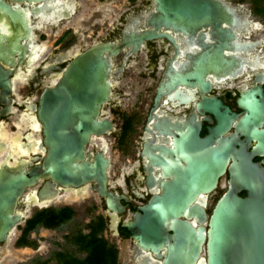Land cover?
Segmentation results:
<instances>
[{
    "label": "flooded vegetation",
    "instance_id": "1",
    "mask_svg": "<svg viewBox=\"0 0 264 264\" xmlns=\"http://www.w3.org/2000/svg\"><path fill=\"white\" fill-rule=\"evenodd\" d=\"M221 1L233 9L235 19L233 26L222 23L223 28L232 27L235 34V49L225 50V54L240 59L233 74L209 71L204 79L209 88L199 81L173 77L196 68L192 56L203 51V41L216 42L211 25L197 33L160 29L176 39L179 51L162 37L144 42L137 51L125 46L112 57L111 95L99 117L110 120L112 128L91 137L86 159L93 160L100 153L109 158L107 189L118 196L122 210L109 209L106 199L95 191L94 181L76 188L58 184V198L42 205L38 194L49 179L43 178L27 187L18 200L16 210L26 217L8 240L0 242V264L18 258L16 245L32 248L21 239L36 227L45 226L43 221L28 230L39 214L46 213L48 217L49 211L56 210L64 215L70 209L73 217L85 211L92 215L99 207L101 211L93 214L84 235L92 234L103 222V231L114 238L99 233L97 236L115 253V264H139L145 258L160 260L156 253L138 245L125 224L131 223L153 197L164 193L163 183L187 177L185 173L193 160L185 155L183 147L195 128L201 138H211V148L215 150L220 149L224 139H236L245 146L252 161L264 167V0ZM156 11L157 0H0V54L15 50L10 58L13 65L0 59V70L7 72V83L0 80V172L6 167H25L29 173L42 165L48 152L38 116L42 94L60 82L75 54L98 42L119 46L127 34L152 30L149 21ZM88 39L92 40L89 44ZM228 116L232 120L226 129ZM246 116L251 119L249 134L241 121ZM228 178L227 170L216 189L198 195L190 208L201 205L205 197L210 214L225 192ZM81 199L84 202L79 203ZM57 202L64 204L53 206ZM31 209L35 211L29 217ZM22 224L25 226L20 238L12 243ZM77 244L85 252L84 258L64 249L52 255L58 257L59 264L66 255L85 259L88 252ZM32 250L36 254L16 264H49L50 255L40 256L42 248Z\"/></svg>",
    "mask_w": 264,
    "mask_h": 264
},
{
    "label": "water",
    "instance_id": "2",
    "mask_svg": "<svg viewBox=\"0 0 264 264\" xmlns=\"http://www.w3.org/2000/svg\"><path fill=\"white\" fill-rule=\"evenodd\" d=\"M233 15V9L221 0H157L156 14L149 21L152 30L127 34L119 46L98 42L77 52L60 82L42 94L38 116L48 147L42 165L29 173L25 167H6L0 172V242L8 240L26 217L16 210L23 192L43 178L49 179L38 194L42 205L58 198V184L76 188L94 181L95 191L106 199L109 209L121 211L118 196L107 189L109 158L100 153L93 160L86 159L91 137L112 128L110 120L99 118L111 95L112 57L120 48L133 46L137 51L144 42L162 37L179 51L176 39L160 29L197 33L211 25L216 42L203 41V51L192 56L196 68L173 77L199 81L209 88L204 82L209 71L233 74L232 69L239 64L238 56L225 54V50L235 49V34L232 27L223 28L222 23L233 26ZM200 38L203 40L204 35ZM19 52L23 58L22 49ZM14 54L15 50L2 53L0 59L13 65L10 58ZM2 79L6 84L7 72L0 70ZM231 120V116L226 118V129ZM241 121L249 134L250 117ZM186 141L185 155L193 160L185 173L187 177L163 183L164 193L153 197L131 223L125 224L141 248L160 258H145L139 264H264V167L255 164L236 139H224L220 149L215 150L211 148V138H201L195 128ZM227 170L226 190L212 212L208 214L206 210L205 197L201 205L190 208L198 195L216 189ZM243 191L245 196L240 195ZM34 200L38 198L34 196Z\"/></svg>",
    "mask_w": 264,
    "mask_h": 264
},
{
    "label": "rangeland",
    "instance_id": "3",
    "mask_svg": "<svg viewBox=\"0 0 264 264\" xmlns=\"http://www.w3.org/2000/svg\"><path fill=\"white\" fill-rule=\"evenodd\" d=\"M92 40H87V44L91 43ZM215 197L212 201H211V208L213 207L215 201H216ZM84 202L83 199L80 200L79 203ZM89 201L88 203H85L84 209H87V206L89 205ZM64 203H54L53 206H63ZM35 211V209H31L29 212V217L33 214V212ZM100 212L101 208H97L96 211H94L92 213V215L90 213H86L82 212L81 214L76 213V215L69 220L68 222H65L64 224L61 225H55V226H38L36 227L34 230H32L31 232L28 233L27 236H24L21 240L23 244H29L31 245L32 248H21L19 245L15 246L18 247V249L12 248L13 250H16V254L18 256V258H14L13 260H11L9 263H4V264H16V262L18 260H27V258H29L30 256H32V254H36L32 249H37V247L42 248V252L43 254L40 255L42 256V258H44L47 255H50V259H49V264H59V259L56 255H52V252H58L61 250H65L66 252H69L72 255H75L78 258H84L86 256L85 252L81 251L78 248V244L75 243V238L79 235L78 233L81 231V234H85V232H87L88 228V224L90 222V220L94 217L93 214H95L96 212ZM24 224L20 225L14 236H13V242L14 243L16 240H18L20 238V235L22 234V229L24 228ZM107 232H105V230L102 232H100V236L104 237L106 235ZM109 235V234H108ZM106 235V236H108ZM109 237H113L111 235H109ZM114 238V237H113ZM109 242H111V239L109 240ZM13 247V244H12ZM20 247V248H19ZM14 250V251H15ZM65 260L66 261H70V257L65 256Z\"/></svg>",
    "mask_w": 264,
    "mask_h": 264
},
{
    "label": "trees",
    "instance_id": "4",
    "mask_svg": "<svg viewBox=\"0 0 264 264\" xmlns=\"http://www.w3.org/2000/svg\"><path fill=\"white\" fill-rule=\"evenodd\" d=\"M73 213V210L67 209L64 215H61L56 210L49 211L48 217L46 213L39 214L31 221L28 230L35 227L38 223H43V221L47 227L64 224L72 219ZM103 228L104 223L100 222L92 234L84 235L80 233L75 238V241L81 245V249L88 252V256L85 259L66 255L70 257V261H66L64 256L61 259V264H115V253L112 254L104 239L97 236L98 233L102 232Z\"/></svg>",
    "mask_w": 264,
    "mask_h": 264
},
{
    "label": "bare ground",
    "instance_id": "5",
    "mask_svg": "<svg viewBox=\"0 0 264 264\" xmlns=\"http://www.w3.org/2000/svg\"><path fill=\"white\" fill-rule=\"evenodd\" d=\"M29 120V119H28ZM29 124V123H28ZM20 125V124H19ZM15 145V144H14ZM69 196V195H68ZM63 197V196H62Z\"/></svg>",
    "mask_w": 264,
    "mask_h": 264
}]
</instances>
